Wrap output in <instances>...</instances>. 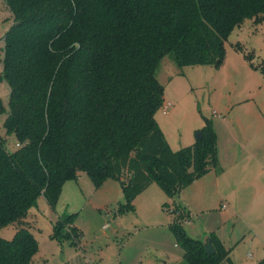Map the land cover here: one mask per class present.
<instances>
[{
	"label": "trees",
	"instance_id": "obj_1",
	"mask_svg": "<svg viewBox=\"0 0 264 264\" xmlns=\"http://www.w3.org/2000/svg\"><path fill=\"white\" fill-rule=\"evenodd\" d=\"M3 1L12 22L0 74L9 86L6 108L0 98V229L17 227L12 238L0 233V264H35L29 211L41 194L55 206L80 171L96 187L119 181L121 214L152 182L175 197L217 166L209 120L190 145L175 150L166 139L156 119L164 103L158 70L167 55L180 67L220 65L231 31L246 17L264 20V0ZM181 209L171 225L184 250L177 264H235L216 234L213 254L189 235ZM73 215L58 219L57 235L65 227L78 235Z\"/></svg>",
	"mask_w": 264,
	"mask_h": 264
},
{
	"label": "rangeland",
	"instance_id": "obj_2",
	"mask_svg": "<svg viewBox=\"0 0 264 264\" xmlns=\"http://www.w3.org/2000/svg\"><path fill=\"white\" fill-rule=\"evenodd\" d=\"M11 22L0 0V74L3 36ZM158 79L164 103L156 119L172 148L194 143L209 120L217 137V166L175 197L152 182L138 195L135 209L121 214L119 181L109 178L96 187L80 171L64 183L55 206L41 194L29 211L38 239L35 264L180 263L184 250L171 227L179 207L189 214L180 221L189 235H220L235 264L264 256V20L246 17L231 31L220 65L180 67L167 55ZM0 98L6 108L9 86L1 78ZM4 118L0 113V137L6 135ZM71 213L78 235L70 227L57 235L58 219ZM16 227L5 224L0 233L12 238Z\"/></svg>",
	"mask_w": 264,
	"mask_h": 264
},
{
	"label": "water",
	"instance_id": "obj_3",
	"mask_svg": "<svg viewBox=\"0 0 264 264\" xmlns=\"http://www.w3.org/2000/svg\"><path fill=\"white\" fill-rule=\"evenodd\" d=\"M203 137V134H202V131H198L196 133V139L199 140ZM211 235L210 234H207L206 236H204V238L202 239L203 241V244H204V247L206 248V251L209 253V254H213L215 253V247L213 245V242H212V239H211Z\"/></svg>",
	"mask_w": 264,
	"mask_h": 264
},
{
	"label": "crops",
	"instance_id": "obj_4",
	"mask_svg": "<svg viewBox=\"0 0 264 264\" xmlns=\"http://www.w3.org/2000/svg\"><path fill=\"white\" fill-rule=\"evenodd\" d=\"M79 176H80V173H79ZM79 176H78V177H79ZM196 180H197V179H196ZM192 183H194V182H192ZM192 183H191V184H192ZM184 189H185V188H184ZM181 191H182V190H181ZM137 197H138V196H137ZM137 197H136L135 200H134V205H135V201L137 202ZM210 232H211V231H210ZM210 232H209V234H210ZM211 234H212V232H211ZM211 234H210V235H211ZM205 236H206V235H205ZM219 236H220V235H219ZM193 237H194V236H193ZM196 238H197V237H196ZM219 238L221 239V237H219ZM221 241L223 242L222 239H221ZM223 244H224V242H223ZM224 245H225V244H224ZM225 247H226V246H225ZM226 248H227V247H226ZM230 254H231V253H230ZM230 257H231V255H230ZM261 258H262V257H261ZM234 263H235V262H234ZM255 263H256V262H255ZM255 263H253V264H255Z\"/></svg>",
	"mask_w": 264,
	"mask_h": 264
},
{
	"label": "built area",
	"instance_id": "obj_5",
	"mask_svg": "<svg viewBox=\"0 0 264 264\" xmlns=\"http://www.w3.org/2000/svg\"><path fill=\"white\" fill-rule=\"evenodd\" d=\"M177 213H185V212H184V210L181 209V210H177ZM185 214H186V213H185ZM187 218H188V217H187ZM187 218H186V219H187Z\"/></svg>",
	"mask_w": 264,
	"mask_h": 264
}]
</instances>
